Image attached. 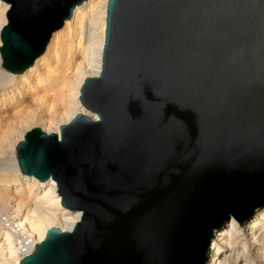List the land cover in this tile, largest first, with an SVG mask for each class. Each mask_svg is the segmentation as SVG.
I'll return each instance as SVG.
<instances>
[{
    "label": "water",
    "instance_id": "water-1",
    "mask_svg": "<svg viewBox=\"0 0 264 264\" xmlns=\"http://www.w3.org/2000/svg\"><path fill=\"white\" fill-rule=\"evenodd\" d=\"M2 65L23 72L83 0H3ZM95 116L16 144L80 215L19 264H204L215 229L264 204V0H108Z\"/></svg>",
    "mask_w": 264,
    "mask_h": 264
},
{
    "label": "bare ground",
    "instance_id": "bare-ground-1",
    "mask_svg": "<svg viewBox=\"0 0 264 264\" xmlns=\"http://www.w3.org/2000/svg\"><path fill=\"white\" fill-rule=\"evenodd\" d=\"M107 2L83 0L77 4L71 17L52 33L45 51L23 72L6 69L0 55V153L10 152L3 163L4 175L0 165V205L16 207L18 213L17 220L7 221L9 229L3 231L6 242L3 244H7L14 264H19L21 257L34 249L49 227L70 228L80 215L61 204L52 177L40 180L21 172L16 144L34 125L49 132L54 131L56 123L55 132L59 133L60 125L76 113L95 116L79 96L84 78L101 69ZM8 6L0 0V29L7 21ZM31 114L34 118L27 126L25 117ZM21 123L26 128H21ZM5 221L0 220V226H7ZM18 234L22 238L16 248L12 237ZM3 244L0 256H4ZM261 256H264V204L242 221L231 216L218 226L204 264H264Z\"/></svg>",
    "mask_w": 264,
    "mask_h": 264
},
{
    "label": "rangeland",
    "instance_id": "rangeland-1",
    "mask_svg": "<svg viewBox=\"0 0 264 264\" xmlns=\"http://www.w3.org/2000/svg\"><path fill=\"white\" fill-rule=\"evenodd\" d=\"M5 115V114H4ZM31 116H32V114L31 115H29V116H27V117H25V120L27 121L28 120V124H26L27 126L31 123V121H32V119L34 118L33 116H32V118H31ZM28 118V119H27ZM26 121H25V123H26ZM30 121V122H29ZM22 124H24V123H21L20 124V126H21V128H26V127H24V125H22ZM25 125V126H26ZM56 123L55 124H53V130L55 131L56 130ZM19 125H18V127H20ZM34 126H39V125H34ZM40 127V126H39ZM24 132V131H23ZM22 132V133H23ZM1 155H0V165H2V167H1V169H2V174L4 175V171H3V163L9 158V156H10V152H8V150L4 153V154H2V153H0ZM5 170V169H4ZM6 173V172H5ZM1 174V175H2ZM13 176H14V174H12ZM17 218H18V213H17V211H16V207H6V206H3V205H0V220L1 221H5L6 222V224H7V226H0V245H2L4 242H5V240L3 239L4 238V236H3V233L5 232V231H7L8 229H9V227H8V225H9V223H7V221H12V220H17ZM247 224V223H246ZM4 231V232H3ZM21 236H20V234H18V235H13V237H12V241H13V243H14V246L17 248V247H19L20 246V243H19V241H21ZM249 241H250V239H249ZM6 243V242H5ZM248 244H249V242H248ZM3 247H5L4 248V251H3V255L4 256H0V264H14V261L12 260V258L10 257V254H9V249L7 248V244H3ZM7 248V249H6ZM6 252H8V253H6ZM212 253H213V251H212ZM211 256H212V254H211ZM262 257V260L264 259V256H261ZM208 264V263H207Z\"/></svg>",
    "mask_w": 264,
    "mask_h": 264
}]
</instances>
